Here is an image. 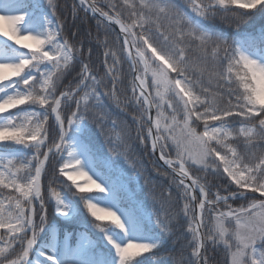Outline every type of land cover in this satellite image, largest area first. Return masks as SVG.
<instances>
[{
    "label": "snow or ice",
    "instance_id": "obj_1",
    "mask_svg": "<svg viewBox=\"0 0 264 264\" xmlns=\"http://www.w3.org/2000/svg\"><path fill=\"white\" fill-rule=\"evenodd\" d=\"M103 2L107 10L100 0H78L72 8L73 19L81 9L98 17V30L119 27L112 43L98 41L105 49L106 71L98 78L81 47L64 35L55 0H45L51 17L36 14L40 0H33L32 10L27 0H0V37L5 40L0 47V264H145L137 258L146 253L155 258L165 238L175 237L172 225L179 224L181 212L191 256L184 254L185 245L172 255V264H209L208 247L220 245L227 264H264V47L247 37L229 42L208 27L220 19L239 28L247 19L264 15V0H183V8L174 0ZM77 63L75 86L69 81L57 95ZM122 64L129 66L130 96L117 91ZM106 77L111 78V91ZM104 97L121 111L129 105L138 109L132 115L137 137L145 143L146 129L152 151H159L160 160L175 174L170 183L183 208L165 219L157 214L159 235L144 231L133 212L122 218L124 213L114 210L123 185L104 172L107 162L77 135L86 130L90 111L103 130L107 114L97 109L104 107ZM73 100L76 109L65 120L62 106ZM22 105L29 108L11 112ZM34 106L42 111L30 110ZM50 114L55 126L49 125ZM116 123L112 121L114 127ZM70 133L75 144L68 140ZM80 157L87 160V169ZM58 163L59 174L71 181L63 187L69 192L74 187L73 195L81 194L90 216L117 230L95 225L110 246L106 257H92L87 241L61 256L54 237L38 240L45 231L48 198L55 201L60 217L70 220L78 212L53 187ZM49 166L46 198L42 177ZM89 191L102 195H85ZM33 254L42 259L30 258Z\"/></svg>",
    "mask_w": 264,
    "mask_h": 264
},
{
    "label": "trees",
    "instance_id": "obj_2",
    "mask_svg": "<svg viewBox=\"0 0 264 264\" xmlns=\"http://www.w3.org/2000/svg\"><path fill=\"white\" fill-rule=\"evenodd\" d=\"M58 5L57 15L65 22L64 35L68 36L70 40L76 43L81 47L83 52V59L87 60L90 63L92 72L97 75V77L106 76V71L104 68V52L105 49L98 43V41L108 40L109 43H112L115 40L116 32L109 26L107 33L103 28L98 30L96 20L90 15H87L82 9L79 10L78 16L76 19H73L72 8L73 4L77 3V0H55ZM100 3L104 5L103 0H100ZM177 6L183 8V0H177ZM105 6V5H104ZM106 7V6H105ZM50 16L52 15L49 10ZM106 24V23H105ZM208 27L214 31L222 33L223 35L229 37H240L251 38L256 41V43L262 47L264 42H262V37H264V15H256L245 22L241 23L239 28L235 24H229V22H221L220 19L212 21L209 23ZM76 32L77 36L72 37V33ZM122 47V45H121ZM90 56V59H89ZM109 63H111V58L109 57ZM79 63H77L76 68L71 71V74L65 79V86L68 85L69 81H73V87L75 86V79L77 78V73L79 71ZM129 66L127 64H122L120 66V76L121 82L117 86V91L120 92L122 89L126 91L127 95H131V87L128 83V80L131 78L128 72ZM107 80V89L111 91V78L106 77ZM104 89L101 88V91ZM75 100L69 102L68 104L75 103ZM104 107L97 109L99 114H107V118L103 122V131L107 127L108 129L112 126L114 132L117 134L116 143L119 145L115 150L124 151L126 154L124 157L128 159V162H133L135 165H140V171L138 178L141 183V188L139 191V196L142 198L144 203L147 205L150 213L151 219L141 220L143 230L150 232L152 235H159V228L157 227V214L160 215L161 219L165 217H170L174 212H180L183 208V201L179 200V192L175 184L170 183L171 175L164 171L157 163L155 156L150 150L149 143L147 140V130L145 129L142 135L144 136L145 143H141L140 139L136 135V122L132 119V115L135 112L138 115V109L133 105L128 106L127 111H121L108 97L103 98ZM71 106H69L70 108ZM64 111V113H63ZM70 109L62 110V115L66 120L71 115ZM115 120L116 126L114 127L112 121ZM92 126L93 131L101 130L97 127V124L93 121L89 123ZM103 131H99L100 134ZM92 137H82V140L87 143L91 151L102 160L100 155V147L93 143ZM131 155V156H130ZM169 156H172L171 152L168 153ZM61 163V162H60ZM59 163L57 164V166ZM56 166V167H57ZM104 172L106 169H103ZM56 171V170H55ZM195 174V172H194ZM57 184H54L53 187L59 190V187H63V184L60 183L61 175L56 172ZM51 177V168L49 166V172L47 176L42 178L44 182V188L48 191V180ZM234 187V186H233ZM47 193V192H46ZM171 193L172 200H168V194ZM121 204H127V197L121 193ZM52 207V206H51ZM179 224L176 222L173 223L172 228L175 232V237H180L175 239V237L168 236L165 238L163 245L156 251L155 258H152L151 253H146L137 259H151V262L148 264H156V260L159 261V264H172L171 257L173 254H176L177 251L184 247V254L188 257L191 256V245H188V240L190 239V234L187 232V221L183 217L182 212L178 217ZM175 240V243H174ZM206 255L209 259V264H227L228 256L224 250L223 245L218 246L213 249L211 246L208 247ZM145 260V261H146Z\"/></svg>",
    "mask_w": 264,
    "mask_h": 264
},
{
    "label": "rangeland",
    "instance_id": "obj_3",
    "mask_svg": "<svg viewBox=\"0 0 264 264\" xmlns=\"http://www.w3.org/2000/svg\"><path fill=\"white\" fill-rule=\"evenodd\" d=\"M30 2L27 3L30 6L33 0H29ZM175 3H177V0H174ZM40 8L35 9V12L37 15L41 14V12L46 13L48 16H50L49 9L45 7V0H40ZM51 17V16H50ZM226 36V35H224ZM229 42H231L233 39H241L240 37H229L226 36ZM5 43V40L3 37H0V47H3ZM12 47H17L16 45H13L11 41L7 42ZM24 43H31L30 41H24ZM21 51H27V49H22ZM65 81V80H64ZM63 81V86H61L58 91L57 95H59L60 91H63V87L65 86V82ZM81 97V103L83 104V93H80ZM75 102V101H74ZM69 106H71L69 108ZM70 109V111H73L76 109V104H68L66 106H62L60 115L62 118H64V115H62V110L64 109ZM29 108L28 105H22L16 109H12L11 112H19L22 109ZM30 110H36V111H42V109H39L38 106H34ZM50 111V110H49ZM64 113V111H63ZM98 113V112H97ZM9 113H5L4 115H7ZM99 114V113H98ZM70 115V113H69ZM93 121V113L90 111L88 113V120L86 122V130L83 131L80 134H77L82 137H92L93 143H95L98 147H100V155L102 156L103 161L107 162V171L113 178H116L120 181V183L123 185V192L127 196L128 201L131 202L132 205H134L136 212H133L130 210L128 206H125L124 208L120 205V202L117 203V206L114 207V210L118 211V214L124 213V217L127 218L130 212H133L139 219H150L151 215L150 212L139 196V191L141 188V183L138 178V174L140 171V165H135L133 162H128V159L124 157L126 154L124 151H118L115 150L119 147V145L116 143L117 140V134L114 132L113 127L111 126L108 131L107 127L103 130H96L93 131L92 126L89 125V123ZM55 121L50 114L49 118V125L55 126ZM58 132V128L56 129ZM99 131H103V133L100 134ZM68 140L70 143L75 144V141L73 139V135L70 133ZM172 156L175 155L174 152H171ZM67 154L65 153V156ZM124 155V156H123ZM131 156V155H130ZM82 160V163L84 164L85 168L87 169V160H85L83 157H80ZM62 163V161H61ZM59 167L60 164L56 167V172L59 174ZM196 174V173H195ZM43 178V177H42ZM60 182H62L63 185H71V181H68L65 176H61ZM78 183L83 184L82 180H78ZM44 182H42V194L48 197V191H46V188H44ZM59 191L62 192V194L66 195L67 198L70 201H73L75 206L78 209L77 215L73 219H65L63 217H60L56 210H55V201L51 198L47 199L46 207H45V231L41 233L40 237H38V240L41 241V243H45L50 238H55V240L58 242V248L57 251L61 256L64 255H70L73 251L80 248L85 241H87L90 244L89 248V254L97 259L106 257L108 252L110 251V246L107 245L106 241L103 239V234L99 232V230L95 227L97 223H101L102 226L109 228L112 231H117L114 229V226H112L107 221L97 222L90 216L87 209L85 208L82 201H80V195L75 193V188H71V191L69 192L64 187H59ZM4 190H0V192H3ZM47 192V193H46ZM85 195H91V196H98L102 195L99 193H96L95 191H89L86 192ZM52 206V207H51ZM36 208H39V204L36 205ZM125 209L128 211L126 212ZM36 220L38 222V216L36 217ZM68 230H66V229ZM131 229V235L136 236V228L130 224ZM2 231V230H0ZM30 235V233H29ZM71 238L73 239L72 242ZM36 248H39V244L35 246ZM62 249V250H61ZM34 260L42 259L40 257L35 256L34 254L30 257ZM143 260V259H138ZM146 259H144L145 261ZM148 262H151V259H147L145 264Z\"/></svg>",
    "mask_w": 264,
    "mask_h": 264
},
{
    "label": "water",
    "instance_id": "obj_4",
    "mask_svg": "<svg viewBox=\"0 0 264 264\" xmlns=\"http://www.w3.org/2000/svg\"><path fill=\"white\" fill-rule=\"evenodd\" d=\"M89 15H91L90 13H88ZM98 18V17H97ZM106 24L108 23L107 21H104ZM115 31H116V33L118 34L119 33V27L117 26V25H115V24H112V25H110ZM123 43V40H122V38H121V44ZM152 115L154 116L155 115V112L153 111V113H152ZM52 117H53V119H54V121H55V116L54 115H52ZM55 123H56V121H55ZM149 143H150V148H151V142L149 141ZM151 150H152V148H151ZM153 152V151H152ZM154 153V155H155V157H156V159H157V161H158V163L160 164V166L165 170V171H167L172 177L175 175L173 172H172V170L166 165V164H164V162L162 161V160H160V153H159V151H156V152H153ZM190 183V182H189Z\"/></svg>",
    "mask_w": 264,
    "mask_h": 264
}]
</instances>
